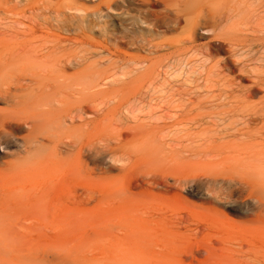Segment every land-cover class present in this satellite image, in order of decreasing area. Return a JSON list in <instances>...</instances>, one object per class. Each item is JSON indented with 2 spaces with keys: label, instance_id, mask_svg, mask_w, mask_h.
<instances>
[{
  "label": "bare ground",
  "instance_id": "obj_1",
  "mask_svg": "<svg viewBox=\"0 0 264 264\" xmlns=\"http://www.w3.org/2000/svg\"><path fill=\"white\" fill-rule=\"evenodd\" d=\"M80 1L74 0L69 9L87 11ZM98 3L97 9L104 3L110 17L113 11L127 15L128 26L118 38L130 39L147 55L132 59L119 47L123 43L116 36L109 38L113 47L107 48L105 61H95L89 54H68L66 40L58 32L71 29L61 11L51 18L53 22L45 18L39 26L53 37L49 41L34 39L38 25L0 24V73H20L15 89L0 87V98L11 105L7 115H0V133L24 125L23 145L29 159L40 155L51 166L70 164L69 174L81 168L90 172L87 155L113 159L119 147L135 140L170 164L187 165L194 158L236 148L248 156L247 161L264 166V0ZM178 29L186 32L184 39L173 42L164 37ZM221 47L226 54L218 58ZM109 91L112 101L99 108L96 98ZM237 97L251 106L234 103ZM254 99L259 103L252 104ZM18 113L21 118L8 117L21 116ZM141 114L150 118L146 124L140 121L144 120ZM109 118L116 125L111 130L101 128ZM96 134L100 135L97 142L93 141ZM219 177L157 174L144 181L182 189L191 182L218 184ZM169 219L188 226V217L180 213ZM164 252V258L155 255V260L139 264H264V246L243 241Z\"/></svg>",
  "mask_w": 264,
  "mask_h": 264
},
{
  "label": "rangeland",
  "instance_id": "obj_2",
  "mask_svg": "<svg viewBox=\"0 0 264 264\" xmlns=\"http://www.w3.org/2000/svg\"><path fill=\"white\" fill-rule=\"evenodd\" d=\"M73 3L0 0V24L18 21L38 25L34 39L49 41L53 37L39 26L61 11L65 14L61 19L71 29L58 32L66 40L68 54H89L95 61H105L107 48L113 47L109 38L116 36L123 43L119 47L132 59L147 55L130 39L118 38L128 26L127 15L111 11L116 18L108 16L104 3L97 9L98 0L78 3L87 11L70 10ZM98 10L99 16L91 14ZM185 33L178 29L164 37L178 42ZM225 54L221 47L218 58ZM19 74L0 73V87L15 89ZM113 97L109 91L97 97L96 104L105 108ZM234 103L251 106L242 97ZM258 103L254 99L252 104ZM10 111L11 105L0 98V115ZM18 114L21 116L8 117L21 118L22 113ZM140 116L143 124L150 119ZM116 123L109 118L101 128L111 130ZM12 126L8 134L0 133V264H139L156 256L164 258V251L177 247L228 246L242 241L264 246V166L247 161L248 156L236 148L178 165L158 160L140 140L128 141L111 155L114 160L87 155L90 172L81 168L69 174L70 164L51 166L40 155L29 159L23 145L26 127ZM99 138L96 134L93 141ZM157 174L169 178L201 175L204 179L220 174L221 182H191L187 188L165 189L144 181ZM85 189L88 195L83 194ZM179 213L188 217L187 227L169 219Z\"/></svg>",
  "mask_w": 264,
  "mask_h": 264
}]
</instances>
